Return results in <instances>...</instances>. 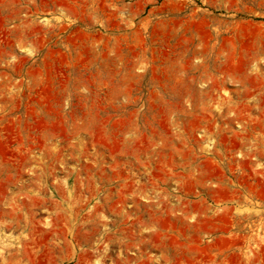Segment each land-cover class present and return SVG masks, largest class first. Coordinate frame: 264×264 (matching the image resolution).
Segmentation results:
<instances>
[{"label":"rangeland","instance_id":"374dc122","mask_svg":"<svg viewBox=\"0 0 264 264\" xmlns=\"http://www.w3.org/2000/svg\"><path fill=\"white\" fill-rule=\"evenodd\" d=\"M0 264H264V0H0Z\"/></svg>","mask_w":264,"mask_h":264}]
</instances>
